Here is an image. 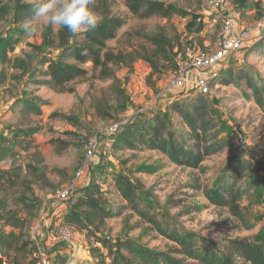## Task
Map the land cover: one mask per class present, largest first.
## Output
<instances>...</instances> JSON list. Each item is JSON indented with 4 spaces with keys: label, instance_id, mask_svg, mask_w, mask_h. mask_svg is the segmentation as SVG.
<instances>
[{
    "label": "rangeland",
    "instance_id": "obj_1",
    "mask_svg": "<svg viewBox=\"0 0 264 264\" xmlns=\"http://www.w3.org/2000/svg\"><path fill=\"white\" fill-rule=\"evenodd\" d=\"M21 1L36 3V0ZM150 1L174 5L188 16H174L171 20L159 16L140 19L130 13L122 0H118L113 7V13L123 16L125 24L118 31L117 37L108 42L110 48L125 52L130 48L129 42L126 43L127 40L131 36L135 39L136 31L142 29L151 33L158 27H165L169 33L180 37L182 54L178 56V61L187 60L200 50L213 52L220 46L219 34L223 20L219 14L208 8L207 0ZM233 2L234 0H227L224 13L235 14L236 18L240 19H238L240 27L254 29L252 43L247 47L249 49L251 45H256V40L263 34L264 0H248L241 12H237L232 5ZM47 27L49 25L41 23L35 31H30V21L19 26L13 25L11 18L0 22V37L9 35L11 32L9 28L25 31L19 38L20 43L15 50L8 52L7 59L0 57V135L1 140L5 134L8 140L13 141L10 144L18 154L13 160L4 161L0 165H5L7 169L16 166L31 167L29 174H24L27 178L26 185L12 191L6 203L9 210L17 212L19 216L32 219L31 238L39 229L40 234L43 233L42 218L47 219L45 216L49 212L48 209L52 211V204H59L58 201L53 202L51 199H55L56 193L65 188L77 170L85 165L89 142L99 136L108 125L114 123L123 125L143 115L155 113L157 110L169 125L177 126L180 122L175 114L166 109L167 101L172 98L168 91L172 71L165 70L167 72L155 75L150 80L148 78L151 69L143 61L137 62L133 71L122 66L115 68L125 89L124 102L122 97L113 95L110 82L93 80L91 75L70 84L74 93L59 94L40 85L45 79L47 69L38 67L37 62L30 66L26 74L15 69L16 58H24L26 53L32 51V46L42 44ZM50 27L55 33L60 29L59 26ZM198 29L202 31L197 32ZM190 30L196 33L190 34ZM129 33L131 35H128ZM262 51H264V42L261 45L260 52ZM48 55L49 58L57 56V54ZM91 67V64L84 66L86 69ZM242 68L251 72L256 81H264V55H246L236 70L233 69L235 80L239 69ZM226 79L227 75L223 80ZM242 87L241 84L234 83L230 86L214 88L208 98L212 102L213 116L221 123L223 135L230 137L234 144L229 155L239 152L246 156L250 164V171L244 180L256 194L251 214L254 228L251 231L237 227L233 221L226 222L228 216L212 207L201 194L194 195L185 189L184 186L190 181L193 172L171 165L164 155L157 152L124 150L113 152L110 157L105 153L102 157L101 169H99L101 165L94 167L98 165L96 161L100 162L96 155L87 163L88 173L79 187L81 188L87 180H95L103 189H110L109 185L112 186L114 177L124 173L139 185L143 202L151 204L149 210L159 214V219L167 218L162 210L169 200L180 201L178 208L167 207L168 217L170 220L174 218L179 228L200 237L202 242L221 248L227 240L258 241L264 234V155L256 152V148L264 143V113L247 97L249 91ZM25 101L37 103L40 113L25 110ZM69 118L75 119L76 123H71ZM26 130L35 134L28 137L23 134ZM241 142L248 146V150L242 147ZM222 160H225V157ZM220 161L216 159L208 166L219 167ZM144 168L148 169L144 170ZM150 169L156 171L149 173ZM214 180L213 177L212 181ZM79 190L78 188L75 191V200L80 196ZM149 191L151 194H148ZM187 193L190 194L189 197H186ZM108 198L115 209L126 204L114 191L108 195ZM66 204L62 203L64 206ZM53 211L50 217L53 216ZM51 223H53L52 229L56 230L57 234L62 224L58 220H53ZM50 230L51 226L44 232L49 233ZM102 234L107 235L113 244L117 240L133 241L140 246L163 252L174 247L169 240L151 229L129 209H126L120 218L108 221L106 231L97 237L100 238ZM76 240L77 248L74 253L81 255V262L99 264L98 260L91 257L90 249L100 248L101 245L96 243L95 239L88 240L85 233L79 231L76 232ZM45 244L49 258L54 250L57 254L63 253L65 246L63 243L49 245L45 241ZM123 255L130 258L127 252H123ZM110 263L111 260L107 259L106 264Z\"/></svg>",
    "mask_w": 264,
    "mask_h": 264
},
{
    "label": "trees",
    "instance_id": "obj_2",
    "mask_svg": "<svg viewBox=\"0 0 264 264\" xmlns=\"http://www.w3.org/2000/svg\"><path fill=\"white\" fill-rule=\"evenodd\" d=\"M117 1L94 0L91 7L100 19L95 29L73 35L66 28H60L55 33L50 26L47 27L42 44L32 46V51L26 53L24 58H16L15 69L26 74L30 66L37 62L38 67L47 69L45 79L40 85L59 94L74 93L70 84L91 75L93 80L110 82L113 95L122 97L124 102L125 89L115 72L116 67L122 66L133 71L135 64L143 61L151 69L148 78L151 80L155 75L167 72L165 70L172 71V76L178 71L181 63L193 57L178 61V56L182 54L180 37L169 33L165 27H158L151 33L142 29L136 31L135 39L131 36L127 40L130 48L125 52L110 48L108 42L117 37L118 31L125 24L123 16L113 13ZM122 1L130 13L140 19L159 16L171 20L174 16H188L176 6L163 2ZM247 3L248 0H234L232 5L237 12H241ZM35 6L36 3H22L21 0H0V22L9 18L15 26L29 22ZM9 29V35L0 37V57L3 59H7L9 51L15 50L20 43L19 38L25 33L22 29ZM200 31L202 29L197 30ZM194 33L196 31L190 30V34ZM262 42L264 31L256 40L255 46L251 45L247 51L244 49L237 57L225 62L210 81L209 95L197 94L189 88L171 94L172 98L167 101L166 109L180 119L177 126L169 125L158 110L130 120L122 125L110 154L124 150H149L164 155L175 167L191 170L193 175L184 188L194 195L201 194L212 207L228 216L226 222L233 221L245 231L254 228L251 214L256 194L244 180L250 171V164L246 156L239 152L229 155L234 144L230 137L223 135L221 123L213 116L212 102L208 97L212 95L214 88L241 84L244 90L249 91L247 97L264 113V81H256L252 73L244 68L239 69L236 80L234 78V71L246 55H264V51L260 52ZM48 54L57 56L49 58ZM87 64L92 65L91 69L84 68ZM225 75L227 79L223 80ZM24 109L40 113L39 105L33 101H25ZM69 119L71 123H76L75 119ZM23 134L29 137L35 132L26 130ZM0 141V163L13 160L18 155L10 144L13 141L8 140L5 134L2 140L0 135ZM256 152L264 155V143L256 148ZM97 156L100 162L94 167L101 165V169L102 157L105 155L100 152ZM224 157L225 160H222ZM216 159L221 160L219 167L208 166ZM146 169L148 168H144ZM30 170L31 167L16 166L7 169L5 165H0V264L39 263L38 251L30 234L32 219L19 216L6 205L9 194L26 185L27 178L24 174L28 175ZM154 171L156 170L150 169L149 173ZM112 183V186L109 185L110 189H103L97 181L90 180L86 187L79 188L80 196L75 200L74 192L73 198L65 202L69 210L63 222H60L76 232L85 233L88 240L95 239V242L101 245L100 248L90 249L91 257L98 260L99 264H106L107 259L111 260L110 264H264V234L258 241L233 239L227 240L221 248L209 245L202 242L197 235L179 228L174 218L170 220L168 217L167 207L178 208L180 201L169 200L162 210L167 218L159 219V214L149 210L151 204L143 202L139 185L133 182L129 175L119 173ZM112 191L119 194L126 203L119 209L110 204L108 195H111ZM148 194H151L150 191ZM189 196L187 193L186 197ZM245 202L248 204H244ZM126 209L135 213L174 247L163 252L140 246L133 241L117 240L113 244L105 234L98 238L99 234L106 231L108 221L120 218ZM54 251L52 254H56L57 258L53 261L51 256V264H76L65 258L61 252L57 254ZM123 252H127L130 258L123 255Z\"/></svg>",
    "mask_w": 264,
    "mask_h": 264
},
{
    "label": "built area",
    "instance_id": "obj_3",
    "mask_svg": "<svg viewBox=\"0 0 264 264\" xmlns=\"http://www.w3.org/2000/svg\"><path fill=\"white\" fill-rule=\"evenodd\" d=\"M207 6L211 11L219 14L223 20L219 34L220 46L213 52L199 51L190 60L181 63L178 71L169 78L168 91L170 94L189 88L197 94L209 95L211 93L210 81L220 71L221 66L225 62L237 57L252 42L254 29L252 27H240L235 14L224 13L226 11L227 0H207ZM121 128L122 124L120 123L110 124L99 136L89 142L85 165L77 170L65 188L56 193L55 199L58 202L65 203L73 198L74 192L80 188L81 181L86 178L88 173L87 163L90 160L100 152L108 155L112 153L113 144ZM242 146L248 150V146L243 145V143ZM53 213H55V210ZM43 222H45V219ZM45 223H43L44 228ZM44 230L42 234H40V229L35 231L32 239L38 251V264H51V259L48 257V252L45 248V241L42 239ZM47 235L50 234L47 233ZM48 241H50V245L55 243H63L67 246L75 245L77 242L76 230L62 225L57 234L50 236Z\"/></svg>",
    "mask_w": 264,
    "mask_h": 264
},
{
    "label": "clouds",
    "instance_id": "obj_4",
    "mask_svg": "<svg viewBox=\"0 0 264 264\" xmlns=\"http://www.w3.org/2000/svg\"><path fill=\"white\" fill-rule=\"evenodd\" d=\"M94 0H36L30 31L39 24L66 28L73 35L95 29L99 18L91 5Z\"/></svg>",
    "mask_w": 264,
    "mask_h": 264
},
{
    "label": "crops",
    "instance_id": "obj_5",
    "mask_svg": "<svg viewBox=\"0 0 264 264\" xmlns=\"http://www.w3.org/2000/svg\"><path fill=\"white\" fill-rule=\"evenodd\" d=\"M264 28V27H263ZM263 31H264V29H263ZM95 161H96V159H95ZM95 163H98L99 164V162H95ZM97 165V164H96ZM89 182H90V180H87V182L81 187V189L82 188H84V187H86L88 184H89ZM53 202H55V201H57V200H55V199H51ZM51 202V201H50ZM64 207V208H63ZM51 210L53 211V210H55V213H53V216L52 217H50L51 216V213H52V211H50L49 209H48V211L49 212H47L46 213V216L45 217H47V219L46 218H44L45 219V222H43V223H45L46 225H45V228L44 229H46V230H49V227L51 226V230L49 231V234L50 235H47V233L45 234V232H44V235L45 236H43V240H45L49 245H50V241H48L49 240V237L50 236H52V235H55L56 234V230L54 231V229H52V224L54 223H51V221H55V220H58L59 221V223L60 222H63V218H64V216H65V214H67V212H68V210H69V206L66 204L65 206L64 205H62V203L60 204V202H59V204H52L51 205ZM50 215V216H49ZM55 217V218H54ZM43 219V218H42ZM43 219V220H44ZM53 219V220H52ZM56 225V224H55ZM65 245V244H64ZM77 248V246H76V244L75 245H65V246H63V253H62V255H64V257L65 258H67V259H69V261H73V262H75L76 264H82V262H81V255H77L76 253H74L75 252V249ZM52 258H53V261H55L56 260V258H57V255L56 254H54V255H52Z\"/></svg>",
    "mask_w": 264,
    "mask_h": 264
}]
</instances>
